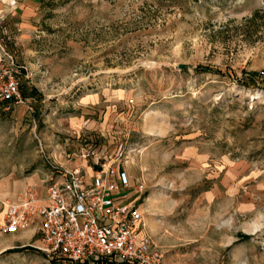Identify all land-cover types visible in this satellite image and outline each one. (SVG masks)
Returning <instances> with one entry per match:
<instances>
[{"label": "rangeland", "instance_id": "obj_1", "mask_svg": "<svg viewBox=\"0 0 264 264\" xmlns=\"http://www.w3.org/2000/svg\"><path fill=\"white\" fill-rule=\"evenodd\" d=\"M10 1L25 103L0 111V227L95 147L143 186L161 264H264V0ZM37 239L0 228V264H69Z\"/></svg>", "mask_w": 264, "mask_h": 264}, {"label": "built area", "instance_id": "obj_2", "mask_svg": "<svg viewBox=\"0 0 264 264\" xmlns=\"http://www.w3.org/2000/svg\"><path fill=\"white\" fill-rule=\"evenodd\" d=\"M18 68L0 43V111L25 103ZM120 157L118 151L100 156L95 147L83 148L79 158L91 164L65 170L43 196L28 189L9 203L1 231L13 234L35 227L36 248L69 264H161L153 241L141 232L137 201L143 186L130 188L118 169Z\"/></svg>", "mask_w": 264, "mask_h": 264}, {"label": "crops", "instance_id": "obj_3", "mask_svg": "<svg viewBox=\"0 0 264 264\" xmlns=\"http://www.w3.org/2000/svg\"><path fill=\"white\" fill-rule=\"evenodd\" d=\"M30 3V2H29ZM30 4H32V3H30ZM82 100H83V98H82ZM74 118H76V120H79L77 117H74ZM73 118V119H74ZM72 119V118H71ZM75 122H77V123H75ZM78 122H80V121H73V123L72 124H74L75 126H76V131H78L79 130V128H78V126H80V123H78ZM94 126V125H93ZM103 152V153H102ZM102 152H99V155L100 156H103V155H108L109 154V151L108 152H106V151H102ZM119 167V166H118ZM87 172H88V174L90 175L91 174V171L88 169L87 170ZM39 193V192H38ZM39 195L40 196H43V191H41L40 193H39Z\"/></svg>", "mask_w": 264, "mask_h": 264}, {"label": "trees", "instance_id": "obj_4", "mask_svg": "<svg viewBox=\"0 0 264 264\" xmlns=\"http://www.w3.org/2000/svg\"><path fill=\"white\" fill-rule=\"evenodd\" d=\"M257 16H259V12L258 11H255L252 16L248 19L249 21H254ZM100 262H96L95 264H99ZM100 264H108L107 262L103 261L101 262Z\"/></svg>", "mask_w": 264, "mask_h": 264}, {"label": "bare ground", "instance_id": "obj_5", "mask_svg": "<svg viewBox=\"0 0 264 264\" xmlns=\"http://www.w3.org/2000/svg\"><path fill=\"white\" fill-rule=\"evenodd\" d=\"M22 107H24V106H22Z\"/></svg>", "mask_w": 264, "mask_h": 264}]
</instances>
